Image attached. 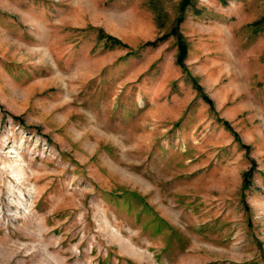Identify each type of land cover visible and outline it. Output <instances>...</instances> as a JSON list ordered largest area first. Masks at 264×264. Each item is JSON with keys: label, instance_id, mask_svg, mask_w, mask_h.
<instances>
[{"label": "rangeland", "instance_id": "obj_1", "mask_svg": "<svg viewBox=\"0 0 264 264\" xmlns=\"http://www.w3.org/2000/svg\"><path fill=\"white\" fill-rule=\"evenodd\" d=\"M0 264H264V0H0Z\"/></svg>", "mask_w": 264, "mask_h": 264}, {"label": "trees", "instance_id": "obj_2", "mask_svg": "<svg viewBox=\"0 0 264 264\" xmlns=\"http://www.w3.org/2000/svg\"><path fill=\"white\" fill-rule=\"evenodd\" d=\"M186 1L187 0H181V6H184L185 4H186ZM105 38L107 39V40H109L111 43H120L119 42V40L117 39V38H114V37H112V36H110V35H105ZM146 44H148V43H146ZM145 44V45H146ZM179 45H180V47H179V54H182V52L181 51H183L182 50V48H183V44L181 43V41L179 42ZM179 59V58H178ZM178 62V61H177ZM179 63V62H178ZM248 187V181L246 180V179H244V182H243V184H242V188H247Z\"/></svg>", "mask_w": 264, "mask_h": 264}]
</instances>
